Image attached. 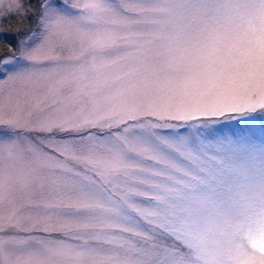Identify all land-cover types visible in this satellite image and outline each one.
<instances>
[{"label": "snow or ice", "instance_id": "snow-or-ice-1", "mask_svg": "<svg viewBox=\"0 0 264 264\" xmlns=\"http://www.w3.org/2000/svg\"><path fill=\"white\" fill-rule=\"evenodd\" d=\"M39 7L0 58V264H264V0Z\"/></svg>", "mask_w": 264, "mask_h": 264}, {"label": "rangeland", "instance_id": "rangeland-1", "mask_svg": "<svg viewBox=\"0 0 264 264\" xmlns=\"http://www.w3.org/2000/svg\"><path fill=\"white\" fill-rule=\"evenodd\" d=\"M36 1L40 3V0H36ZM21 2H22V0H19V3L21 4V8H20L19 14L20 15H23L24 14V11H23V7H22V3ZM68 2H69V4H71L73 2V0H68ZM4 7H5V10H6L7 9V0H5ZM34 8L32 10L31 18H32L33 14L35 13V9ZM39 9H40V7H39ZM39 12H40V10L38 12H36L37 18H36V15H35V18H32V19L30 18L31 21H33L30 26H28V27L27 26L26 27L23 26V28H19V29L15 30V31L9 32V33H7L8 31L5 32V30H4V28H3L4 23H3V21H6L5 18L9 19V17L11 15H14L15 13L18 14V13L15 12V11H13L12 13H8L7 11H5V14L2 17H0V37H1V39L2 38L5 39L7 37V35H9L10 37H8V38L9 39H12V42L11 43H13L12 45H9L8 47H6L7 50L9 49V53H10L8 55H10V56H12L14 54L18 55V51H17L18 45L16 43V40H14L13 36L14 37H19V36H21L23 34L28 33L31 30H34L37 27V19H38V16H39ZM0 42H1V45H0V53H1L2 51L5 50V48L2 45L5 42L4 41H0ZM0 58H2V57H0ZM19 63H21V64H27V61H20ZM5 91H7V86L5 87ZM245 123H246V121L243 118L234 119V120H225V119L222 118V122L218 125V127L227 130L229 128H237V127H240V126L244 125ZM257 128H258V122H257ZM29 135H34V134L33 133H30Z\"/></svg>", "mask_w": 264, "mask_h": 264}, {"label": "trees", "instance_id": "trees-1", "mask_svg": "<svg viewBox=\"0 0 264 264\" xmlns=\"http://www.w3.org/2000/svg\"><path fill=\"white\" fill-rule=\"evenodd\" d=\"M22 7H23V11H24V14L23 15H20V14H14V15H11L9 17V19L5 18L6 21H3L4 23V30L5 32L9 33V32H13L19 28H23V26H30L32 24L33 21H31L32 18H35V15H36V12H38L40 9H39V2H37L36 0H22ZM35 7V8H34ZM33 8L35 9V13L33 14L32 18H31V15H32V10ZM39 9V10H38ZM38 10V11H37ZM31 18V19H30ZM36 18H37V15H36ZM8 37H10L9 35H7V37L5 39H1L0 37V41H4L5 43H3V47L5 48L4 51H2L0 53V57H4V56H10L8 54L9 53V49L7 50L6 47H8L9 45H12L13 43L12 42V39H9ZM14 38V36H13ZM15 40V39H14ZM8 44V45H7ZM0 45H1V42H0Z\"/></svg>", "mask_w": 264, "mask_h": 264}]
</instances>
